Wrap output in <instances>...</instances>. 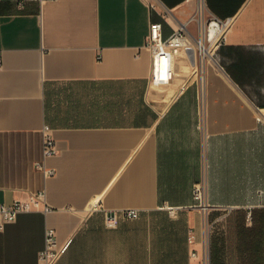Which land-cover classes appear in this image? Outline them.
<instances>
[{"label": "crops", "instance_id": "obj_1", "mask_svg": "<svg viewBox=\"0 0 264 264\" xmlns=\"http://www.w3.org/2000/svg\"><path fill=\"white\" fill-rule=\"evenodd\" d=\"M212 13L233 18L214 64L195 72L186 45L160 79L149 24L195 34ZM201 178L210 264H264V0H0V202L43 191L0 227V264H38L46 225L55 264H201ZM128 207L105 226L101 209Z\"/></svg>", "mask_w": 264, "mask_h": 264}, {"label": "built area", "instance_id": "obj_2", "mask_svg": "<svg viewBox=\"0 0 264 264\" xmlns=\"http://www.w3.org/2000/svg\"><path fill=\"white\" fill-rule=\"evenodd\" d=\"M25 0H16L18 6H22ZM41 3L44 0H36ZM148 1V0H146ZM232 16L220 17L215 14H209L199 19L196 34H192L186 22L179 23L173 28L168 35L162 34L161 21H153L149 24V29L145 38V46L151 52L155 61V66L158 65V76L162 80L171 77L172 70L168 65L169 55L180 51L184 46L192 44L196 51L198 64L194 68L198 71L199 66L203 65L208 60V53L213 56L216 48L223 44L226 40V34L232 24ZM162 66V71H161ZM43 155L48 156L56 152V142L48 124L43 126ZM36 169L43 172L44 175L50 176L55 174L54 166H46L39 161L34 163ZM193 204L202 215L203 232L200 239L201 246V264H210V245L208 240V229L205 227L206 214L211 209V203L207 197V185L204 178L195 181L191 188ZM43 199V191H31L25 199H13L10 203L0 202V227L4 223L15 219L17 213L22 210H29L39 204ZM168 215L173 216L176 212L183 208L181 205H163ZM96 204H91V209H98ZM45 211L51 210V206L47 203L43 204ZM101 209V208H100ZM103 210V221L107 227H115L121 218H135L139 211L136 208L128 207L119 210ZM188 243L192 244L196 241L195 233L192 229L188 230ZM63 250V244L58 241L56 230L54 227L46 225L44 228L43 245L37 251L38 264H55ZM191 255H196L197 250L193 248L190 251Z\"/></svg>", "mask_w": 264, "mask_h": 264}, {"label": "rangeland", "instance_id": "obj_3", "mask_svg": "<svg viewBox=\"0 0 264 264\" xmlns=\"http://www.w3.org/2000/svg\"><path fill=\"white\" fill-rule=\"evenodd\" d=\"M196 32H195V34H196ZM188 47L194 49L192 44H189ZM197 61H198V58L196 60L195 65L197 64ZM206 63L209 64V65H213L214 64V55L212 56V60H207Z\"/></svg>", "mask_w": 264, "mask_h": 264}, {"label": "bare ground", "instance_id": "obj_4", "mask_svg": "<svg viewBox=\"0 0 264 264\" xmlns=\"http://www.w3.org/2000/svg\"><path fill=\"white\" fill-rule=\"evenodd\" d=\"M208 60H212V56H210V53H208Z\"/></svg>", "mask_w": 264, "mask_h": 264}, {"label": "trees", "instance_id": "obj_5", "mask_svg": "<svg viewBox=\"0 0 264 264\" xmlns=\"http://www.w3.org/2000/svg\"><path fill=\"white\" fill-rule=\"evenodd\" d=\"M162 23V22H161ZM210 257H211V246H210Z\"/></svg>", "mask_w": 264, "mask_h": 264}]
</instances>
